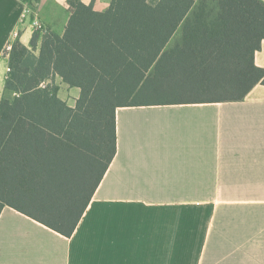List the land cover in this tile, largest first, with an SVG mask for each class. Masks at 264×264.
<instances>
[{"label": "trees", "instance_id": "obj_1", "mask_svg": "<svg viewBox=\"0 0 264 264\" xmlns=\"http://www.w3.org/2000/svg\"><path fill=\"white\" fill-rule=\"evenodd\" d=\"M65 32L16 41L0 93L5 206L71 237L117 153L119 107L238 102L264 70L262 0H68ZM182 28V42L169 43ZM81 90L75 107L54 79Z\"/></svg>", "mask_w": 264, "mask_h": 264}, {"label": "crops", "instance_id": "obj_2", "mask_svg": "<svg viewBox=\"0 0 264 264\" xmlns=\"http://www.w3.org/2000/svg\"><path fill=\"white\" fill-rule=\"evenodd\" d=\"M81 1L106 12L112 0ZM27 8L60 35L70 18L68 0H0L2 96L7 45L34 34ZM54 81L61 99L80 97ZM116 125V156L73 235L5 206L0 264H264L263 84L238 102L119 107Z\"/></svg>", "mask_w": 264, "mask_h": 264}, {"label": "built area", "instance_id": "obj_3", "mask_svg": "<svg viewBox=\"0 0 264 264\" xmlns=\"http://www.w3.org/2000/svg\"><path fill=\"white\" fill-rule=\"evenodd\" d=\"M22 19L24 21L29 20L30 21V26L33 28L34 32H40V33H45L46 32V27L42 24L41 20L38 17V14L30 8H27L23 15ZM19 36L18 32H15L14 38L17 39ZM15 43V42H14ZM14 43H9L6 47V56L9 57L12 50H13V45Z\"/></svg>", "mask_w": 264, "mask_h": 264}, {"label": "rangeland", "instance_id": "obj_4", "mask_svg": "<svg viewBox=\"0 0 264 264\" xmlns=\"http://www.w3.org/2000/svg\"><path fill=\"white\" fill-rule=\"evenodd\" d=\"M211 1V0H210ZM263 1V3H264V0H262ZM180 33H182V28H181V30L178 32V34H177V36L174 38V40H173V45L176 43V42H178V40H179V38H180ZM8 59H9V57H7ZM56 83H57V81H56ZM66 89V88H65ZM72 92H74V93H77V92H79L77 89L76 90H72ZM72 92H68V91H64V93H63V95H62V99L63 100H65L66 101V103L69 105V106H71V107H75V105H76V100L79 98V97H77V95L76 94H73ZM79 94V93H78ZM13 97V95H11V94H4L3 96H1V99H6V98H12Z\"/></svg>", "mask_w": 264, "mask_h": 264}]
</instances>
